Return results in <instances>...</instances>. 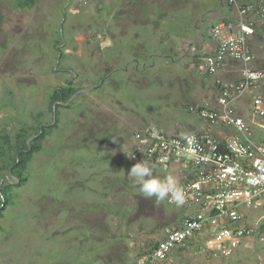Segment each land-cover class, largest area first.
Wrapping results in <instances>:
<instances>
[{
	"label": "rangeland",
	"instance_id": "obj_1",
	"mask_svg": "<svg viewBox=\"0 0 264 264\" xmlns=\"http://www.w3.org/2000/svg\"><path fill=\"white\" fill-rule=\"evenodd\" d=\"M153 1L132 5L127 0H89L77 5L72 0L67 5L68 0H36L33 8L18 11L11 0H0V135L13 138L20 130L31 134L38 125L52 126L49 97L55 87L72 82L81 90L106 81L103 89L81 94L67 102L73 104L69 109L58 110L59 129L31 160L25 184L10 182L9 205L0 220V264H132L134 250L152 248L186 214L166 199L157 205L154 197L139 193L127 176L136 163L127 155L132 144L110 131L115 123L121 134L140 131L145 125L137 119L143 117L148 126L165 133H190L203 122L188 107L198 96L217 91L210 85L216 78L205 75L191 57L186 34L194 33L195 26L191 18V26L183 24V4L172 8ZM60 30L65 46L57 49L66 58L56 67L58 51L51 42ZM144 64L148 70L143 75ZM78 79L84 81L73 82ZM125 83L132 85L126 93L130 89L135 94L129 101L138 113L122 114L120 105L106 103L107 95L121 92ZM250 102L246 97L238 110L254 140L264 143V116L250 110ZM114 141L118 144L111 148ZM101 142L107 146H98ZM169 175L178 181L173 169H153L159 179ZM257 219L248 218L255 235L231 258L212 260L189 248L175 253L173 261L264 264L262 219L255 224Z\"/></svg>",
	"mask_w": 264,
	"mask_h": 264
},
{
	"label": "built area",
	"instance_id": "obj_2",
	"mask_svg": "<svg viewBox=\"0 0 264 264\" xmlns=\"http://www.w3.org/2000/svg\"><path fill=\"white\" fill-rule=\"evenodd\" d=\"M226 1L238 9L241 21L237 26L221 23L212 29L215 51L203 58V68L208 76H214L227 61L236 62L241 66L242 80L234 90L224 88L219 93L215 108L192 105L188 110L212 126L231 127L235 134L219 137L209 128L189 133L195 136L194 151L188 150L182 134L164 133L155 126L133 136L131 159L175 170L185 193L186 202L181 207L188 211L177 227L138 256L135 264H176L174 254L189 248L212 260L231 258L255 235V225L246 224L248 218L258 217L255 224L264 219V144L254 140L250 126L232 107L259 84L264 88L262 72L251 67L254 58L248 43L256 31L264 38V8ZM254 10L257 22L246 19ZM252 108L256 115L264 116V97H254Z\"/></svg>",
	"mask_w": 264,
	"mask_h": 264
},
{
	"label": "trees",
	"instance_id": "obj_3",
	"mask_svg": "<svg viewBox=\"0 0 264 264\" xmlns=\"http://www.w3.org/2000/svg\"><path fill=\"white\" fill-rule=\"evenodd\" d=\"M11 2L13 4V8L18 10V11H25L27 9H31L36 4V0H11ZM172 23H174V22H172ZM218 24H216L215 26H218ZM175 26H177V24ZM50 42H51V40H50ZM51 44H52V47L58 51L57 53L58 54L60 53V61L65 60L66 55L62 52V50L57 49L60 46H65V41L63 39L61 30L58 31V33L56 34V38L51 42ZM57 59H58V55H57ZM194 59H197L198 62H200L199 61L200 57H195ZM257 66L260 69L264 70V59L257 61ZM138 69H140V68H138ZM146 69L147 68L145 67V64H144V67L142 70H140V72L143 71V75H144L146 72ZM98 82H99L98 85H95V88H97V90H98V88H102L103 86L105 87L106 81L103 78L100 79V81H98ZM125 84L121 85V87L119 89V91L122 90L121 92H119V93L114 92L112 94L109 93L107 95V97L105 98L106 103L109 104V106L120 105L121 107H119V108L121 111H119V112H121L122 114L132 113L133 111H135V113H138L136 106L133 105V104H135V102L133 101L132 103H130V101H129L130 99L133 100V96L135 94L133 93V96H131L130 89H129V93H126L127 86L132 87V85L131 84L125 85ZM122 87H123V89H122ZM218 90H219V88H218ZM77 91H78V89H75L74 84L72 82H69L65 86L55 87L52 90L50 97H49V114H52V111H53L52 107H53L54 103H62V104L67 103L71 99V97L74 96V94ZM96 91L94 90V92H96ZM123 92H124V94H123ZM72 105H69L67 107L57 105L56 109H55V111H56L55 124L52 126H43L41 134H39V131H41V129L39 128L40 125H38L35 128V130H33L34 132L31 131V132H33L31 134H28L30 132V130L29 131L20 130V132L15 134L13 136V138L8 136L7 134L0 135V170H1L0 182H1L2 178H4L5 175L9 172V170H11L12 174L19 181L18 186H22L23 184H25L26 178L24 177V173H25L26 169L28 168V165L30 164L31 160L33 159V157L35 155H38L42 151L43 143L46 141L47 137H49L50 140H53L50 137L51 132H53L57 128L59 129L60 121L58 119V114H57V112L59 113L58 110L60 109L61 112L65 111L66 109H69ZM138 105L139 104H137V106ZM105 110H107V109H105ZM107 112H108V110H107ZM40 117L41 116L39 114H37L34 118L36 120H38ZM61 117H62V115H61ZM137 120H141L140 124L145 125L144 127H142L143 129H145L146 127H150L147 125L148 122L145 118L139 117V119H137ZM117 128H118L117 124L115 123V125H114L115 130H110L111 132L116 131L115 134L113 135V137L114 138L119 137L120 139L122 138V141H124V140L128 141L129 140V143H131L133 136L139 131V130H136L134 132V130L133 131L131 130L130 134H129V132H127L125 134H121ZM142 128H141V130H142ZM49 132H50V134L47 135V133H49ZM120 135H121V137H120ZM31 137H34L33 140H31L29 142V144H27V142L31 139ZM119 138H117L118 143H120ZM262 142H264V141H262ZM118 143L115 141L110 142V144H111L110 147L112 148ZM85 146H86V144H85ZM93 146H95V145H93ZM98 146L104 147V146H107V143L101 142V143H98ZM67 147H70L69 143L67 144ZM78 147L79 146L77 145V148ZM74 148L75 147H73L71 145L70 149L74 150ZM17 157H18V162H17ZM131 164H134V161L131 162ZM158 167H164V166H162V165L155 166L154 169H158ZM10 188H11V184L8 183L7 180H5L3 182L1 190H0V192H1V194H0V220L2 219L3 214L5 213L8 205H9L8 193L10 192ZM0 229H1V226H0ZM260 232L262 234H264V221L261 222ZM154 246H156V245H154ZM133 259H132V264H135V260L137 258H135L134 261H133ZM122 264H125L124 261L122 262Z\"/></svg>",
	"mask_w": 264,
	"mask_h": 264
},
{
	"label": "crops",
	"instance_id": "obj_4",
	"mask_svg": "<svg viewBox=\"0 0 264 264\" xmlns=\"http://www.w3.org/2000/svg\"><path fill=\"white\" fill-rule=\"evenodd\" d=\"M123 1V0H121ZM143 0H127L128 3L135 5L134 3H137L136 5H139L142 3ZM155 5H159V3H167L170 6L173 7H181L182 10H184V20L186 19V22L183 23L187 26H191L192 23H194L193 28L191 30L193 32H189L187 35L188 39L192 42L191 45V51L192 56L191 57H200V60L203 59L204 56L214 53L215 51V44L211 39V30L212 28L220 23V22H227L234 25H237L241 19L239 16L238 11L234 8L229 6L225 0H155L153 1ZM242 4L246 5H253V8L257 9L258 7L264 8V0H242ZM178 5V6H177ZM250 6V5H249ZM255 10L251 11L249 13L250 17L248 20L256 21L258 20V16H255ZM179 17V16H177ZM194 20V22L191 23V20ZM193 26V25H192ZM177 29L178 26H176ZM185 35V33H183ZM110 47V44L109 46ZM252 50H258L261 47V44L254 39L251 42ZM255 64V63H254ZM200 65L202 66V60L200 62ZM200 66V68H201ZM240 69L241 66L235 62H226L224 64V67L220 72H218L213 78L214 82H211L210 85L213 88L215 85L216 88V94L215 92L211 93V96H208V94H205L202 97H197V101L195 105L199 104H205V105H215L218 88L222 85L226 86H233L235 82L240 78ZM211 90V89H210ZM210 90H207L210 92ZM201 126L198 129L191 130L190 133H193L195 131H200ZM229 131V130H228ZM189 134V133H186ZM184 211H186V207L183 206ZM180 221V220H179ZM179 221L176 223V225L172 226L173 228H176ZM151 249V248H150ZM149 250V248H148ZM140 250H134L135 257L137 258L139 255H141L144 250L139 252Z\"/></svg>",
	"mask_w": 264,
	"mask_h": 264
},
{
	"label": "clouds",
	"instance_id": "obj_5",
	"mask_svg": "<svg viewBox=\"0 0 264 264\" xmlns=\"http://www.w3.org/2000/svg\"><path fill=\"white\" fill-rule=\"evenodd\" d=\"M71 1L72 0L68 1L69 4L67 2V5H70ZM88 1H86V2H88ZM239 1H240L239 2L240 6H249V5L253 6L251 4H249V5L242 4V0H239ZM75 2L77 5H83L86 3V2L80 3L77 0H75ZM226 3H227V1H226ZM229 6H231V5H229ZM231 7H233V6H231ZM234 8L238 11V9L236 7H234ZM63 12H65V8H64ZM249 17H250V15H249ZM249 17H247L246 19L248 20ZM221 23L231 24V23H227V22H220L219 24H221ZM231 25H234V24H231ZM236 29H238V28L236 27ZM211 39H212V37H211ZM248 39H249L248 43H249L250 50H252L251 42L254 39H256L261 44V47L264 45V38H262V34L259 31H256L252 37L249 36ZM204 74L207 75L206 73H204ZM214 76H208V77H214ZM252 134L254 136L253 130H252ZM181 139L186 141L187 146H188V150L194 151V146H195V136L194 135L182 134ZM262 144H264V143H262ZM127 155L129 157H132V154L131 155L127 154ZM153 169H154V166L152 164H150L149 162H147L145 160H142V161L137 162L131 166L130 171L128 172L127 176L129 178V180L133 183V185L139 186V193L140 194H142L145 198H153L154 197L155 203L157 205H159L165 199H169L177 207L184 205L186 202L185 193H184L183 189L179 186L176 178L172 175H169L166 179H159V178L153 176ZM13 182H14V180H13ZM204 256H206V255H204ZM206 257H208V256H206Z\"/></svg>",
	"mask_w": 264,
	"mask_h": 264
},
{
	"label": "bare ground",
	"instance_id": "obj_6",
	"mask_svg": "<svg viewBox=\"0 0 264 264\" xmlns=\"http://www.w3.org/2000/svg\"><path fill=\"white\" fill-rule=\"evenodd\" d=\"M251 52H252V55H253V58H254V59H253V62L251 63V67H252V69H254V70H258V71L262 72V74H263V84H264V72H263L262 69H260L259 67H257V66L254 64V63L256 62L257 58H260L261 60L264 59V45H263L262 47L259 48V51H258V52H255V51H253V50H251ZM211 54H212V53H211ZM208 55H210V54H208ZM206 56H207V55H206ZM206 56H204V57H206ZM204 57H203V58H204ZM201 60H202V62H203V59H201ZM201 60H200V62H201ZM202 67H203V63H202ZM223 67H224V66H223ZM223 67H222V68H223ZM203 70H204V68H203ZM221 70H222V69H221ZM221 70H220V71H221ZM220 71H219V72H220ZM204 72H205V71H204ZM241 80H242V73H241V69H240V78L235 82V84H234L233 86H226V85H222V86H220V87H219V90H218V93H217V98H218L219 93H220L224 88H229L230 90H234V89L239 85V83L241 82ZM248 96H249L250 99H251V102H250V110H251L253 98H254V97H264V88H262L261 85L259 84L257 89L247 92V93H246V94H245L240 100H237V101H235L234 103H232V107H233V109H234L236 115L239 116V117H241V118H243L244 121L250 126V124H249V123L246 121V119L244 118V114L238 110V108L241 109L240 107H238V105L241 104V102L244 101L245 98L248 97ZM217 98H216V101H217ZM193 106H199V107H202V108L213 109V108L216 107V102H215V105H212V106L205 105V104H199V105H195V104H193ZM189 107H190V106H189ZM189 107H188V109H189ZM252 110H253V108H252ZM253 112H254V111H253ZM190 113H191V112H190ZM193 114H196L197 117L203 122V127L201 128V130H203V129H208V128H209V129L212 131V133L218 135L219 137H223V136H226V135H234V134H235V132L233 131V129H232L231 127H228V126L223 125V124H216V125H213V126H212V125L208 124L207 122H205L204 120H202V119L199 117L198 113H193ZM250 128H251V126H250ZM228 130H229V131H228ZM251 130H252V128H251ZM195 132H198V131H195ZM185 134H186V133H185ZM171 135H173V134H171ZM174 135H180V134H174ZM262 221H264V219H262V220L260 221V223H261ZM258 223H259V222H258Z\"/></svg>",
	"mask_w": 264,
	"mask_h": 264
},
{
	"label": "water",
	"instance_id": "obj_7",
	"mask_svg": "<svg viewBox=\"0 0 264 264\" xmlns=\"http://www.w3.org/2000/svg\"><path fill=\"white\" fill-rule=\"evenodd\" d=\"M69 1H70V0H69ZM68 4H69V2H68ZM59 62H60V53H59V55H58V59H57V62H56V67H57V65L59 64ZM73 78H75V75L73 76ZM94 88H95V84L92 82V83H91V86H90L89 88H83V89H81V90H78V91L74 94V96L71 97V99H70L69 101L71 102L75 97H77V96H79V95H81V94L89 93V92L92 91ZM69 104H70V103H69ZM57 105H60V106H68L67 103H65V104H62V103H54V104H53V107H52V109H53V123H52V125L55 124V120H56V111H55V109H56V106H57ZM49 126H50V125H49ZM40 129H41V131H42V127H40ZM31 140H32V139H30V140L27 142V144H29V142H30ZM17 162H18V157H17ZM5 180L9 181V183H10V182H13V180H14V183L19 184V181L14 177V175H13L12 172H11V170H9V172L7 173V175H5L4 178H2V180H1V182H0V190H1L2 184H3V182H4ZM14 183H13V184H14ZM0 194H1V192H0Z\"/></svg>",
	"mask_w": 264,
	"mask_h": 264
},
{
	"label": "flooded vegetation",
	"instance_id": "obj_8",
	"mask_svg": "<svg viewBox=\"0 0 264 264\" xmlns=\"http://www.w3.org/2000/svg\"><path fill=\"white\" fill-rule=\"evenodd\" d=\"M76 81H84V79H78V80H75L73 82H76ZM43 127V126H42Z\"/></svg>",
	"mask_w": 264,
	"mask_h": 264
}]
</instances>
